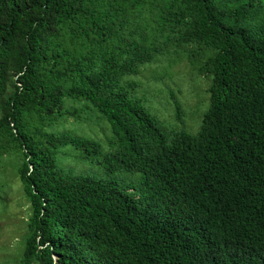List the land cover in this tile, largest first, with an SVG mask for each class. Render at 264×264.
<instances>
[{"label": "trees", "instance_id": "obj_1", "mask_svg": "<svg viewBox=\"0 0 264 264\" xmlns=\"http://www.w3.org/2000/svg\"><path fill=\"white\" fill-rule=\"evenodd\" d=\"M165 53L210 79L195 134L125 80ZM86 120L109 151L64 128ZM68 145L140 179L67 171ZM7 163L28 205L15 264H264V0H0V189Z\"/></svg>", "mask_w": 264, "mask_h": 264}, {"label": "rangeland", "instance_id": "obj_2", "mask_svg": "<svg viewBox=\"0 0 264 264\" xmlns=\"http://www.w3.org/2000/svg\"><path fill=\"white\" fill-rule=\"evenodd\" d=\"M169 56L165 53L159 60L141 66L137 74L127 76L125 80L135 83L134 96L158 119L162 129L170 131L183 128L195 134L208 103L206 88L210 79L197 75L187 59L170 64ZM171 91H174L184 108L182 123L174 118ZM64 128L77 135L95 139L101 144L103 152L110 150L109 139L112 136L107 123L105 126L99 125L95 120H86L64 125ZM70 153L72 151L68 145L59 154L58 161L65 170H71L75 174H89L134 184L140 179L138 172L118 170L107 173L90 159L78 161L73 157L75 153ZM11 169L8 163L3 168L2 177L7 185L0 189V198L3 199L0 202V264H15L14 254L24 231V219L28 215L27 202L22 196L18 178Z\"/></svg>", "mask_w": 264, "mask_h": 264}]
</instances>
